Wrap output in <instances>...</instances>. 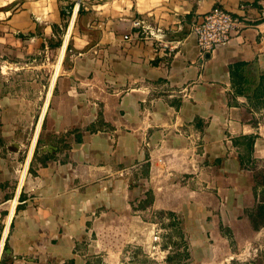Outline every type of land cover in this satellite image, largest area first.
<instances>
[{
  "label": "crops",
  "instance_id": "obj_1",
  "mask_svg": "<svg viewBox=\"0 0 264 264\" xmlns=\"http://www.w3.org/2000/svg\"><path fill=\"white\" fill-rule=\"evenodd\" d=\"M216 7L240 30L201 60ZM31 134L27 163L41 134L49 152L11 193L4 264H170L158 216L188 264H264V0H0V203Z\"/></svg>",
  "mask_w": 264,
  "mask_h": 264
},
{
  "label": "rangeland",
  "instance_id": "obj_2",
  "mask_svg": "<svg viewBox=\"0 0 264 264\" xmlns=\"http://www.w3.org/2000/svg\"><path fill=\"white\" fill-rule=\"evenodd\" d=\"M66 9L69 7V3H63L62 4ZM58 54H55V56H50V61L53 65H56L58 62ZM52 73V71H51ZM45 86L48 87L47 80L44 81ZM30 137L26 139V141L23 142L22 149L18 152L16 150L12 149H4L1 153V157L9 161V166L6 165L4 169H7V173L13 174V181L8 182L4 181L3 183V192L4 197L2 198V201L0 204V263L1 260H4L3 263H6L8 261V249L10 250V239L12 235V224L13 219L15 218L16 214L13 215L12 220L9 222V216L10 211L13 205L14 195H11L12 191L13 194L17 191V189L21 186L20 183H22L25 179H29V174H33V171L38 169V165L42 162L43 153L49 152V150H43L44 144L46 142L42 138V134L39 137V140L36 141L35 150H33V154L35 155L32 157V164L29 162L27 163L29 154L32 149L33 144V135H29ZM57 142V141H55ZM32 153V152H31ZM31 161V160H30ZM14 162V164H12ZM31 164V165H30ZM10 174V178L11 175ZM23 176V177H22ZM10 191V192H6ZM10 198V199H9ZM8 201H5L7 200ZM152 198L148 196L146 201L144 203L139 204V206L143 207L148 205L151 202ZM160 222V225L158 226L157 230V237H159V240L157 241V244H160V247L157 250L151 249L150 252L154 254V257H160L162 256V251L160 249L167 248V252L164 251L165 257H170L171 261L170 264H188V260L190 259V253L188 251L187 243L184 239V233L182 229L180 230L179 223L174 220V218H171L170 216L160 217L158 216L157 219ZM5 239V240H4ZM4 240V244L2 245ZM2 245V246H1ZM131 254L135 251H139L137 261L140 263L148 262V259L145 257L146 254L142 250H136V249H129ZM128 252V251H126ZM149 255V254H147ZM128 261V262H127ZM125 264H130L131 262L129 259H126ZM150 262V261H149ZM150 264V263H149ZM233 264V263H232Z\"/></svg>",
  "mask_w": 264,
  "mask_h": 264
},
{
  "label": "built area",
  "instance_id": "obj_3",
  "mask_svg": "<svg viewBox=\"0 0 264 264\" xmlns=\"http://www.w3.org/2000/svg\"><path fill=\"white\" fill-rule=\"evenodd\" d=\"M134 28L137 29V37L149 36L159 44L163 43L161 30L154 31L143 21H135ZM241 23L230 11L216 7L210 13L199 18L192 25V32L197 39L199 56L201 60L213 55L217 49L227 44L234 33L240 30ZM129 39V36H126Z\"/></svg>",
  "mask_w": 264,
  "mask_h": 264
},
{
  "label": "trees",
  "instance_id": "obj_4",
  "mask_svg": "<svg viewBox=\"0 0 264 264\" xmlns=\"http://www.w3.org/2000/svg\"><path fill=\"white\" fill-rule=\"evenodd\" d=\"M72 6H73V4L69 5V7L67 8V10L62 12V17H63V19L66 21V22L64 23V27L67 26V20H68V18H69V14H70V11H71ZM60 45H61V41L58 42L56 46L59 47ZM250 148H251V144H250ZM180 230H181V229H180ZM3 261H4V260H1V263H0V264H4ZM168 261H169V262L171 261V258H170V257H168Z\"/></svg>",
  "mask_w": 264,
  "mask_h": 264
},
{
  "label": "bare ground",
  "instance_id": "obj_5",
  "mask_svg": "<svg viewBox=\"0 0 264 264\" xmlns=\"http://www.w3.org/2000/svg\"><path fill=\"white\" fill-rule=\"evenodd\" d=\"M76 11V10H75ZM75 17V16H74ZM75 19V18H74ZM74 21V20H73ZM71 23H72V21H71ZM67 37H68V35H67ZM62 54V53H61ZM61 61H62V56H61V58H60V60H59V63L57 64V68H56V73H55V76H54V79L56 78V76H57V74H58V72H59V70H60V64H61ZM35 142V141H34ZM32 145H34V144H32ZM29 157H30V155H29ZM23 177V176H22Z\"/></svg>",
  "mask_w": 264,
  "mask_h": 264
}]
</instances>
